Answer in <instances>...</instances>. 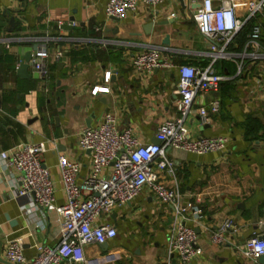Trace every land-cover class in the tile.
Returning <instances> with one entry per match:
<instances>
[{"label": "crops", "instance_id": "obj_1", "mask_svg": "<svg viewBox=\"0 0 264 264\" xmlns=\"http://www.w3.org/2000/svg\"><path fill=\"white\" fill-rule=\"evenodd\" d=\"M107 1L0 0V153L18 143L44 142L43 163L55 186L53 206L35 207L30 197L17 196L19 172L0 159V264H11L3 257L9 240L20 241L27 258L40 246L57 245L62 220L56 208L66 202L57 158L64 155L79 164L78 181L88 176L90 154L77 141L88 119L94 126L101 114L111 113L119 128L131 127L141 142L154 143L161 121L176 115L177 71L138 74L131 63L135 54L157 49L176 65L209 61L206 41L193 19L195 7L187 0L139 5L120 20L105 15ZM245 2L235 0L239 18L245 16ZM252 23V32L258 27L264 38V15ZM165 36L168 44H163ZM249 36L243 45L233 41V74H220L219 114L208 124L199 122L196 109L214 97L206 92L198 96L186 121L191 137L229 138L226 152L168 153L174 175H163L162 180L181 194L178 211L144 191L110 214L115 238L83 248L87 264H183L166 249L179 224L198 236L202 255L197 264H264L238 254L246 239L264 236V101L246 89L264 65V48ZM33 47L50 54L43 78L32 66L18 73L26 52H36ZM56 52L61 57L55 58ZM105 72L110 73L108 82ZM94 87L97 91L91 95ZM192 208L200 213L195 215ZM226 219L234 223L235 232L227 234L223 244H212L209 231Z\"/></svg>", "mask_w": 264, "mask_h": 264}, {"label": "built area", "instance_id": "obj_2", "mask_svg": "<svg viewBox=\"0 0 264 264\" xmlns=\"http://www.w3.org/2000/svg\"><path fill=\"white\" fill-rule=\"evenodd\" d=\"M167 0H108L104 7L107 17L124 19L137 6L156 7ZM195 9L193 19L197 32L205 39L209 61L206 66L176 65L157 49H147L132 57V66L138 74H151L157 69H175L178 74L175 94L176 115L161 121L155 132L158 143H144L139 140L131 127L119 128L111 113L101 114L94 126L84 127L78 132L79 147L90 154V172L78 181L79 164L59 155L57 158L58 176L65 192L66 202L56 208L62 220L58 243L50 247H38L32 258L24 255L18 240H9L3 250V257L11 264H87L83 248L87 245H101L117 235L114 225L109 222L110 214L136 198L144 191L151 193L159 203L180 208L181 194L176 188L167 186L162 176L174 175V161L168 157L170 152H183L202 156L226 152L229 138L226 136L191 137L186 121L191 115L193 105L202 93H212L214 97L207 105L199 106L196 115L202 125L210 122L212 115L220 112L219 92L224 77L216 72L214 65L222 60H231L233 41L249 20L264 15V0H246L245 16L236 14L235 0H187ZM259 36L255 27L250 34L251 42ZM50 54L37 50L30 59L32 67L40 78L46 75L45 61ZM61 57L60 52L54 54ZM238 64L241 73L242 61ZM259 76L252 86L246 89L251 97L264 101V65L259 68ZM108 82L110 73L105 72ZM97 87L92 88L94 95ZM46 151L44 142L18 143L0 159L15 168V191L18 197H30L35 207L50 208L55 200V186L50 170L43 163ZM111 166L110 172H101ZM198 215L200 210L192 208ZM235 232L234 223L226 219L209 231L212 244L221 245L225 236ZM168 255H176L183 264H197L202 255L198 236L192 228L182 224L168 238ZM241 258L256 261L264 256V237L246 239L238 249Z\"/></svg>", "mask_w": 264, "mask_h": 264}, {"label": "trees", "instance_id": "obj_3", "mask_svg": "<svg viewBox=\"0 0 264 264\" xmlns=\"http://www.w3.org/2000/svg\"><path fill=\"white\" fill-rule=\"evenodd\" d=\"M253 20H249L248 22H246L244 24V26L242 27V29L238 32V34L235 37V40L240 44L243 45L245 43H247V40H245V36L250 35L252 33V28H253ZM257 43L260 47L264 48V38H262V36H258L257 38ZM230 51H232L231 47H230ZM194 64L193 61H188L186 62V65H192ZM207 64L203 63L199 66L204 67ZM219 66L217 68H220V71L217 72L219 74H233V68H235V65L233 64V62H231V60H222L219 61ZM194 66V65H193ZM215 68V66H214Z\"/></svg>", "mask_w": 264, "mask_h": 264}, {"label": "water", "instance_id": "obj_4", "mask_svg": "<svg viewBox=\"0 0 264 264\" xmlns=\"http://www.w3.org/2000/svg\"><path fill=\"white\" fill-rule=\"evenodd\" d=\"M168 40H169L168 39V36H165V38L163 40V44H168ZM33 51H37V47H33ZM0 52H1V50H0ZM30 59H31V52H26V54L23 57V60L20 62L19 66H18V73L25 72V70L29 66H32V64L30 62ZM86 123H87V127H89L90 126L89 119L86 121ZM154 143L157 144L158 143V140L156 139ZM263 237H260V238H263ZM259 261L260 262H263L264 261V256H261L259 258Z\"/></svg>", "mask_w": 264, "mask_h": 264}]
</instances>
